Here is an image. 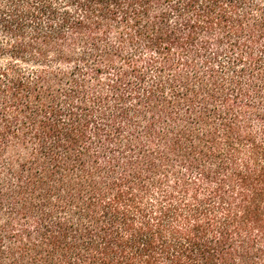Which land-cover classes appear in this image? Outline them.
<instances>
[{"label":"trees","instance_id":"1","mask_svg":"<svg viewBox=\"0 0 264 264\" xmlns=\"http://www.w3.org/2000/svg\"><path fill=\"white\" fill-rule=\"evenodd\" d=\"M0 264H264V0H0Z\"/></svg>","mask_w":264,"mask_h":264}]
</instances>
